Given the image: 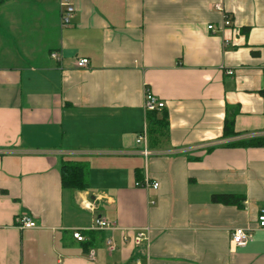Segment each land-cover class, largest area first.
Wrapping results in <instances>:
<instances>
[{"label": "crops", "instance_id": "obj_1", "mask_svg": "<svg viewBox=\"0 0 264 264\" xmlns=\"http://www.w3.org/2000/svg\"><path fill=\"white\" fill-rule=\"evenodd\" d=\"M73 2L67 28L60 0L0 4V264H264V147L229 145L264 138V0ZM146 88L168 114L149 158ZM232 109L240 136L225 138ZM64 162L86 166V190L63 187ZM147 178L159 188L137 186ZM95 217L115 229L75 240ZM236 228L253 240L235 246Z\"/></svg>", "mask_w": 264, "mask_h": 264}, {"label": "built area", "instance_id": "obj_2", "mask_svg": "<svg viewBox=\"0 0 264 264\" xmlns=\"http://www.w3.org/2000/svg\"><path fill=\"white\" fill-rule=\"evenodd\" d=\"M61 6V24L62 27H69L72 25L75 14H76V7L74 5L73 0H60ZM215 9L217 11L224 13V7L222 5H215ZM232 25V19L228 14L224 13V20L223 26L230 27ZM208 30L212 31L214 34L217 33V30L214 25H209ZM225 45L229 46L230 41L225 40ZM51 58L59 63L62 62L63 56L59 52H52ZM90 64L88 58H80L77 60V67L78 68H87ZM230 74H233L230 72ZM144 108L147 112H156L162 111L166 108V103L154 95L149 88L145 89V101H144ZM254 138H263V137H251V138H242V140ZM137 144L142 146L141 154L145 158H149L153 155V151L150 149V142H149V133L148 127L144 129V131L138 136ZM137 186L150 188L153 187L155 189L159 188V183L151 182L148 178L143 183H138ZM89 210L94 211L92 207H88ZM17 227L20 230H33L38 228V224L28 216H22L19 221ZM257 228L264 231V208H262L259 212V216L257 219ZM115 228L103 218L95 217L93 227L90 231H103V230H114ZM253 230L248 228H236L232 232V242L235 246L244 247L248 243L253 240ZM73 237L78 242L86 241L84 236V232L82 230H75L73 232ZM129 238L127 236L123 237V242H128ZM133 242L136 246H141L143 243L149 244L150 242V229L144 228L139 230L137 234L133 237ZM107 247L109 252L113 253L118 250V246L116 241L112 238L107 241ZM90 258L92 260L96 259V253L94 251L90 252Z\"/></svg>", "mask_w": 264, "mask_h": 264}, {"label": "trees", "instance_id": "obj_3", "mask_svg": "<svg viewBox=\"0 0 264 264\" xmlns=\"http://www.w3.org/2000/svg\"><path fill=\"white\" fill-rule=\"evenodd\" d=\"M4 0H0V4ZM264 97V90L260 92ZM237 110L232 109L231 113H228L224 124V137L234 138L240 136L235 132V117ZM147 127L149 133V139L151 140L154 136H163L164 132L168 128V114L166 111L148 112L147 114ZM231 146H242V147H264V138H252L248 140H242L238 142L230 143ZM87 168L83 164L64 162L61 167V180L62 185L65 188L75 190H86L88 187L87 183ZM138 183H141L138 181ZM212 200L215 203H221L224 205H242L244 198L237 197L230 194L214 195ZM95 232L89 231L84 232V236L89 237ZM86 241H84L85 243ZM91 243V242H90ZM90 244H86L89 246ZM90 247V246H89ZM90 249V248H89Z\"/></svg>", "mask_w": 264, "mask_h": 264}]
</instances>
